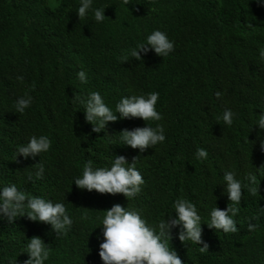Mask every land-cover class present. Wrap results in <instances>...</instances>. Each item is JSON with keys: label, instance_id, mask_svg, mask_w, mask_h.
I'll return each instance as SVG.
<instances>
[{"label": "trees", "instance_id": "16d2710c", "mask_svg": "<svg viewBox=\"0 0 264 264\" xmlns=\"http://www.w3.org/2000/svg\"><path fill=\"white\" fill-rule=\"evenodd\" d=\"M80 3L0 0V190L14 183L30 196L63 203L73 220L67 235L57 237L50 224L0 217V264H23L34 235L51 249L44 264H103L106 209L118 203L145 213L155 226L175 216L173 203L181 196L196 205L209 245L200 253L203 245L182 243L174 227L168 245L184 264H264V130L255 125L264 113V0H92L82 20ZM97 8H105L102 22L94 20ZM154 30L165 32L174 50L163 58L150 49L142 60L123 62ZM93 91L114 113L122 97L158 92L162 119L147 123L163 125L165 141L143 153L122 144L120 131L147 126L141 118H120L93 132L75 98ZM22 96L32 100L19 114L15 103ZM226 109L233 112L231 126L217 120ZM33 135L47 136L49 151L13 161ZM198 148L207 150V159L196 158ZM119 155L128 162L136 157L145 180L140 195L127 200L76 187L88 160L94 168L110 167ZM37 163L44 167L40 179ZM228 171L243 184L249 172L260 180L256 196L243 189L236 233L207 225L214 207L231 203L224 191ZM249 223L257 225L254 232Z\"/></svg>", "mask_w": 264, "mask_h": 264}, {"label": "clouds", "instance_id": "9594fccd", "mask_svg": "<svg viewBox=\"0 0 264 264\" xmlns=\"http://www.w3.org/2000/svg\"><path fill=\"white\" fill-rule=\"evenodd\" d=\"M132 0H123L128 5ZM259 2V0H258ZM92 0H81L77 10L79 20L86 17L91 9ZM104 9H94L95 22H102L105 18ZM150 49L156 55L167 57L174 50V42L161 30H154L146 37V41L138 44L129 53L122 55V61L129 58L142 60L141 53H147ZM260 57L264 59V49L260 50ZM82 83L87 82L84 71L77 73ZM23 80L22 76L17 77ZM33 85V89H34ZM217 98L221 93L215 94ZM76 99L84 105L85 120L93 125L92 131L99 133L105 130L107 122H115L120 118H141L147 126L136 127L132 130L123 129L120 131L122 144L133 149H139L141 153L166 139L163 125L156 127L148 125V121H160L162 115L156 110L159 99L158 92H149L141 95L122 97L115 105V113L104 102L98 91H93L86 97L76 96ZM31 96H22L15 103V112L23 114L31 104ZM119 113V117L116 115ZM225 125L233 123V112L226 109L222 117ZM261 130H264V113L258 116L255 123ZM51 140L47 136H31L29 141L17 148V155L27 158L35 157L49 151ZM264 151V140L260 143ZM195 156L198 160L208 157L204 148H198ZM135 159L130 163L125 156H115L110 167H93L92 160H88L82 169V175L74 180L76 187L88 191H97L101 194H123L127 200L140 195L145 180L143 174L136 168ZM127 167H126V166ZM44 173L43 164L37 163L35 176L42 178ZM243 184L235 178V173L228 171L224 173V191L231 203L222 210L214 207L210 212V221L207 225L210 229L222 230L224 233H236L238 227L233 217L238 215L240 202L243 197V189L247 188L249 195L256 196L259 193L260 180L255 173H247ZM31 180V174L29 175ZM175 216L168 215V218L158 221L155 226L150 224V218L138 210H129L120 204H114L106 209L102 219L103 240L99 245V256L103 264H184L174 249H170L168 241L172 239V229L179 226V240L186 244L191 241L193 244L203 245L199 247L200 253H206L209 245L202 240V217L199 215L196 205L184 197L177 198L173 203ZM0 217H6L9 223H13L18 217H27L31 221H38L50 224L56 236L67 235L71 229L73 220L67 214L63 203H54L39 196H30L26 191L17 188L16 184L4 186L0 190ZM253 219H256L254 217ZM257 225L248 224V230L254 232ZM23 252L28 254V259L23 264H44L50 256L51 249L40 236H32Z\"/></svg>", "mask_w": 264, "mask_h": 264}]
</instances>
